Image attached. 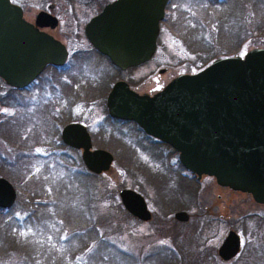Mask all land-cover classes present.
<instances>
[{
	"label": "rangeland",
	"instance_id": "1",
	"mask_svg": "<svg viewBox=\"0 0 264 264\" xmlns=\"http://www.w3.org/2000/svg\"><path fill=\"white\" fill-rule=\"evenodd\" d=\"M10 1L27 6L26 17L29 20H33L48 1L57 5L61 3L64 9L70 5H67L68 0ZM185 3L188 14L191 4V9L197 10L199 27L194 35H187V44H158L156 60L139 67L133 74L135 82L138 80L135 89L139 93H155L178 74L200 71L204 63L208 65L215 59L243 56L251 49L264 47V0H185ZM66 30L67 26L61 24L54 34L60 37L67 33H63ZM159 69L166 72L158 74ZM151 71H155V74L141 82ZM94 102L91 103L89 119L90 128L96 132L99 122L105 119V112L103 106L99 108ZM104 124L107 129L120 130L114 135H107V140H101L99 146L94 144L112 154L114 160L110 170L92 175L85 168L79 171V167H72L73 177L69 178L70 184L67 185L69 189L66 186L72 192V188L83 186L81 191L85 196L92 197L88 203L93 216L87 230L91 226L93 232L84 231L82 234L86 242L92 241L93 245L80 249L77 238L82 234H78L76 229L83 225L80 222L82 219L75 213L55 217L57 203L55 205L52 198L50 184L39 189L36 179L26 184L21 178L5 175L17 186L22 199L20 197L15 208L6 215L7 219L0 216V228L5 232L4 235L0 233L4 237H0V264H61L59 256L62 253H68L71 257L66 259L67 264H137V256L138 264H144L140 254L150 253L155 246L162 244L171 246L174 242V260L177 264H203L204 255L209 258L204 264H264V205L256 204L249 195L219 188L210 178L199 181L196 193L194 189L187 188L185 194L175 192L169 196L172 191L169 187L165 188L164 183L169 178L164 174H173L170 168H182L171 150L164 144L146 141L143 136L135 134L133 126L114 123L115 126L109 121ZM31 144L29 142L26 146ZM41 144L45 145L42 142L38 145ZM40 151L43 152L42 149ZM76 171L81 175L75 174ZM57 172L56 177V172L52 174L49 170L46 179L57 183L60 175L64 176L63 173L59 174V162ZM80 180H83L82 184ZM177 185L181 187L179 183ZM87 189L90 194H87ZM120 189H131L143 196L152 212L148 224L139 223L130 215L123 214ZM82 202L80 204L83 206ZM80 204L76 202L74 206ZM64 206L60 204L56 208L62 209ZM177 211H184L190 217L186 221H176L174 213ZM62 213L67 214V211ZM43 216L47 219L44 220ZM53 216V222L56 220L57 223H52V238L42 232L38 235L39 240L28 238L41 231V227L47 229ZM65 218L70 220L67 224ZM9 225L17 237L15 244L29 240L24 249L19 247L15 250L11 238H5L10 235ZM226 229H233L241 236L242 252L235 260L222 263L217 259L216 250L226 235ZM27 245L31 246L27 249ZM169 251L171 254L172 250ZM161 252L168 254L165 248ZM153 256L156 258L155 254ZM168 261L170 263V258Z\"/></svg>",
	"mask_w": 264,
	"mask_h": 264
},
{
	"label": "water",
	"instance_id": "2",
	"mask_svg": "<svg viewBox=\"0 0 264 264\" xmlns=\"http://www.w3.org/2000/svg\"><path fill=\"white\" fill-rule=\"evenodd\" d=\"M167 1L117 0L86 25L85 35L117 67L140 65L156 50L158 22ZM43 21L57 26V19L45 12L37 14L33 25L24 20L20 7L0 0V77L7 84L22 86L54 62L59 42L38 30L36 25ZM107 110L111 117L133 121L147 135L172 147L186 170L213 177L218 186L249 194L264 205V47L251 49L244 57L216 59L196 74L176 77L153 96L139 95L118 82L108 95ZM75 131L83 132V143L70 140ZM62 138L83 149L88 171L99 175L110 170L112 154L90 151L84 128L69 125ZM119 198L131 216L150 220L140 194L121 189ZM14 201L12 185L0 179V207L9 208ZM175 219L186 221L188 214L179 212ZM239 249L240 239L232 231L218 255L228 261Z\"/></svg>",
	"mask_w": 264,
	"mask_h": 264
},
{
	"label": "flooded vegetation",
	"instance_id": "3",
	"mask_svg": "<svg viewBox=\"0 0 264 264\" xmlns=\"http://www.w3.org/2000/svg\"><path fill=\"white\" fill-rule=\"evenodd\" d=\"M39 1L44 2L47 0ZM115 1L117 0H68L67 5L68 3L70 5H68L67 9H64L61 3L57 5L48 1V4L40 9L38 13L45 12L56 18L57 26L52 28L45 23L46 21H43L44 24L36 25V27L39 31L50 35L59 42V44H56L54 62L47 63L30 82L22 86L9 85L0 77V171L3 172L0 174V179L9 182L15 191L13 205L9 208L0 207V216L3 215L7 219L9 211L15 208L20 197L22 199L17 186L5 175L9 176L11 174L14 177L21 178L26 184L32 179H36L39 182L38 188L43 189L45 185L42 182L44 180L47 181L46 175L49 170H51L52 174L56 172L57 177L59 160L75 161L77 163L76 168L79 167V171H81L82 166L85 168L82 161L83 149L72 147L63 141V130L69 125H79L85 129L90 139V151L105 150L94 146V144L98 145L101 140H107V135L111 136L116 131H120L119 129H107L104 123L108 121L115 126L116 124L114 123L133 126L135 134L138 133L143 136L146 141L163 145L160 141L146 135L134 122L110 117L107 110V98L114 85L118 82H124L130 90L140 95L153 96L174 78L185 74H178L155 93H139L136 90L137 88L135 89V83L138 80L135 82L133 74L137 72L139 67L156 60L158 44H187V35H192V33L194 35L199 27L197 24L200 21L199 15L195 8L191 9L192 4L189 5L191 13H187L185 0H168L164 7L163 17L158 22L157 46L152 57L140 65L121 69L114 65L107 56L94 48L85 35L86 25L99 15L107 5ZM23 5H18L22 9L23 18L35 25L38 13L35 14L33 20H29L26 17L27 6ZM61 24L67 26V30L63 32L67 33L58 37L54 33L59 30ZM188 27L189 29L187 30ZM161 70H158V74L166 72L162 73L160 72ZM154 74L155 71H151L141 79V82L150 79ZM92 102L97 104L99 108L103 106V111L105 112V119L99 122L100 125L96 132L90 128L89 117ZM5 110L11 112V114ZM70 140L74 143H83L85 137L83 132L75 131ZM29 142L33 144L28 147L26 144ZM41 142L45 143V145H38ZM164 145L171 150L173 157L178 160V154L170 146ZM37 149H42L43 152H38ZM67 151H69L70 155ZM79 162L82 163L80 164ZM182 168L178 170L170 168L173 174L169 170L167 171L170 175L164 174V176L169 178L164 183L166 184L165 188L169 187L172 191L169 196H172L175 192L185 194L187 188L190 190L194 189L196 193L195 188L199 181L204 178L214 180L212 177L207 176L198 177ZM178 183L181 187L177 185ZM187 184L189 185L187 186ZM217 187L228 189L218 185ZM165 188H161V190ZM147 209L150 211L148 205ZM179 212L184 211L175 212L174 219L175 214ZM150 213L152 212L150 211ZM131 218L139 223H149V221H142L134 216H131ZM150 219H152V214ZM232 231L240 239V249L235 257L225 261L218 255V248ZM222 242L216 250L217 259L220 262L229 263L235 260L242 252V238L233 229H226V235ZM244 253L246 255V250H244ZM153 254L154 249L150 253L145 252L139 256L144 264L169 263L170 256L165 252H159L156 258H154ZM135 259H137L138 264V256ZM208 259V255H204L203 264Z\"/></svg>",
	"mask_w": 264,
	"mask_h": 264
},
{
	"label": "trees",
	"instance_id": "4",
	"mask_svg": "<svg viewBox=\"0 0 264 264\" xmlns=\"http://www.w3.org/2000/svg\"><path fill=\"white\" fill-rule=\"evenodd\" d=\"M204 64H203V67L207 66V64L206 65H204ZM59 166H60V172H59V174L60 173H63L64 176L60 175L61 178L57 181V183H51L48 180L47 181L44 180L42 182L43 185H45L47 183L51 185V188H52V191H53L52 198H53V200L55 202V205L57 203L56 207H58V205H60V204H64L65 205L63 207V208H65V210H63V208L62 209L61 208L60 209H57L56 207L54 208L55 209L54 210L55 217L58 218V216H64V215H69L70 213L71 214H74L75 213L80 219H82L80 222L83 225L82 227H78L76 229L78 231V234H82L84 231L93 232V228L91 229V226H90V229L87 230L88 226L90 225V220H91V218L93 216L92 214H90V208L91 207H90V203H88L91 200L92 197L85 196L84 192L81 191V189L83 188V186H81L79 189H77L76 187L74 189L72 188L73 192L71 190H68L69 188L67 186L68 184H70L69 178L72 176L71 175V172L73 170L72 167H77V163L75 161H73V160H66V161L65 160H59ZM82 169H83V166H82ZM75 174L81 175V173L79 174L78 171H76ZM80 181L81 182H79V183L82 184L83 183V180H80ZM38 184H39V182H38ZM66 186H67L68 189L66 188ZM88 192L90 194V190L89 189H87V194H88ZM81 195L83 196V200H82ZM76 202L78 204H80L82 202L83 203V206L80 204L81 206H76L75 207L74 204ZM65 203H68V204H65ZM62 211H67V214L62 213ZM122 211H123V214L124 215H129L125 210H122ZM43 217H45V216H43ZM46 219H47V217H45L44 220H46ZM53 219H54V216L52 217V221L50 220L51 221L50 222L51 225L50 224L47 225V227H46L47 229H43L41 227V231L35 232V233L29 235L28 238H30V237L31 238H38V240H39L40 238L38 237V235H41V232L42 233H45L48 237L52 238L53 235H54V232L52 231V225L54 224V222L57 223L56 220L53 222ZM69 221H70L69 218H65V223L66 224ZM76 223L79 224L78 222H76ZM11 228L12 227L9 225L10 235H7V237H5V238H11L10 242L14 243V249L15 250H18L19 247L21 249L22 248L24 249V246H25L26 241H29V240H26V241L24 240V243H22V244L21 243L15 244V242L17 241V237H16V235L13 234V232L11 231ZM59 230H61V227H59ZM0 233H1V235H4L5 232L3 233L2 229L0 228ZM83 235L84 234L79 235L78 238H77V241L79 243L80 249H83L84 247L88 248V247H90V246L93 245L92 244V241H89L87 243L86 242L87 240L85 239V237ZM0 237H2V236H0ZM2 238L4 239V237H2ZM86 243H87V245H86ZM174 244H175V242L171 246L168 245V244H166V245L165 244H162V245H159V246H155L154 247V254H155V256L159 255L158 253L161 252V250H163L165 248L166 250H168V255L170 256V263L169 264H177V262L174 260V252H175V251H173V247H174L173 245ZM107 245L108 244H106V246ZM30 246L31 245H27L26 248L28 249V247H30ZM81 246H83V247H81ZM96 246L97 245H95V248H96ZM107 247H109V246H107ZM169 249L172 250L171 251L172 252L171 254H170ZM27 253L30 254L31 252H28L27 251ZM161 253H164V252H161ZM70 258L71 257L68 256V253L67 254L62 253L59 256V259L60 260L62 259V263L61 264H67L66 263V259H70ZM155 264H157V263H155Z\"/></svg>",
	"mask_w": 264,
	"mask_h": 264
},
{
	"label": "snow or ice",
	"instance_id": "5",
	"mask_svg": "<svg viewBox=\"0 0 264 264\" xmlns=\"http://www.w3.org/2000/svg\"><path fill=\"white\" fill-rule=\"evenodd\" d=\"M37 151L39 152V151H40V149H37ZM21 235H24V233H21Z\"/></svg>",
	"mask_w": 264,
	"mask_h": 264
}]
</instances>
